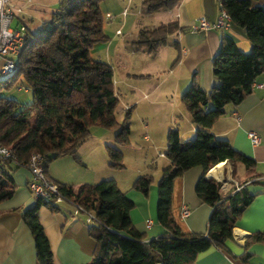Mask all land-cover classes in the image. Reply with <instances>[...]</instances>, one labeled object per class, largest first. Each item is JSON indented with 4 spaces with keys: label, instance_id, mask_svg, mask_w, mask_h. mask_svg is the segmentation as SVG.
I'll return each mask as SVG.
<instances>
[{
    "label": "trees",
    "instance_id": "1",
    "mask_svg": "<svg viewBox=\"0 0 264 264\" xmlns=\"http://www.w3.org/2000/svg\"><path fill=\"white\" fill-rule=\"evenodd\" d=\"M103 0H59L36 31L27 28L13 73L0 79V89L10 88L20 77L30 90L31 102L22 104L0 95V143L11 149L14 158H0V202L15 192L11 171L26 167L29 156L37 153L49 161L62 155H73L94 126L113 129L115 143L126 144L130 130L129 111L122 123L115 117L118 102L113 86V70L106 61L95 60L90 51L107 40L102 29ZM180 0H140L146 14L173 8ZM229 15L230 23L244 29L251 49L239 51L228 35L221 36L212 57V76L218 80L209 91L192 81L180 95V102L195 127L194 137L183 140L177 128L166 132L164 156L169 164L157 179L156 219L163 233L150 241L136 232L130 211L133 201L119 189L114 179L81 184L76 191L58 184V189L71 203L95 216L88 225L94 241L89 264H191L197 254L211 246L224 249L232 227L254 195L233 186L221 190V182L205 177L216 163L241 164L251 172L254 161L236 151L226 139L215 136L211 125L224 114L227 104H239L251 92L252 83L264 71V0H218ZM177 22L140 28L131 45L137 50L154 54L167 37L183 31ZM142 77V76H140ZM108 169L123 167L122 151L107 146ZM199 166L194 192L210 207L205 233L184 232L171 213V191L174 178L191 167ZM252 175V174H249ZM251 176L250 178H252ZM143 174L133 180L132 187L146 195L153 180ZM53 200L35 199L22 210V223L33 238L36 264H53V256L38 209L55 211ZM264 244V232H254L244 246ZM247 254L240 261L247 263Z\"/></svg>",
    "mask_w": 264,
    "mask_h": 264
},
{
    "label": "crops",
    "instance_id": "2",
    "mask_svg": "<svg viewBox=\"0 0 264 264\" xmlns=\"http://www.w3.org/2000/svg\"><path fill=\"white\" fill-rule=\"evenodd\" d=\"M52 1L50 3L37 0L35 4L44 8L46 5L52 6L59 0ZM130 1L125 2L126 5L122 8L120 15L123 14L124 9V14H128ZM27 2L30 1L27 0ZM28 3L15 2L14 4L26 7ZM219 10L218 0H180L173 8L166 11L159 10L152 14H146L141 5L139 11L140 13L142 11L143 16L138 20L136 34L140 28L154 27L172 21L177 22V26L183 28V31L170 35L171 40L167 39L154 54L137 50L131 45L136 34L125 37L124 42L116 46L119 51L118 56L139 59L136 68L127 67L126 70L132 71H125L128 76L132 74L134 77H129L128 81L124 80L134 95L133 101L136 102L134 106L140 102L155 107L168 105L164 133L171 127L177 128L183 140L194 137L195 127L183 103L179 102L180 95L192 81H195L204 91H209L211 87L218 84V80L212 76L210 61L220 45L221 36L231 37L237 49L243 53L251 49L249 41L244 36L245 31L241 27L230 24L226 30L192 29L199 17L214 22ZM51 11L52 9L48 13L50 14ZM31 12L25 9L22 19V23L27 28H29L28 22L33 18ZM40 12H43L41 19L43 22L46 21L49 15H46L44 10ZM151 16L158 19L150 20L145 24L141 23L148 17L151 19ZM120 30L117 27L115 34H121ZM112 42L111 40L107 45ZM107 45L103 49H108ZM93 51L91 49L89 55ZM250 87L251 92L241 99L239 104L226 105L224 114L211 125V131L215 136L228 140L236 151L250 157L254 161L253 169L249 172L241 164L231 166L228 162L221 161L220 168L214 165L205 173V177L210 176L219 182H225L227 188L232 186L233 181L242 183L244 189L254 197L240 213L232 227L231 237L225 240L224 249L211 246L197 254L191 264H244L240 261L244 254L248 255L246 264H264V244L257 242L248 247L244 246L246 239L252 233L264 232V71ZM123 105V109L127 111L132 106L131 101ZM143 127L147 125L143 124ZM248 131H254L259 135L260 142L257 145H251L247 138ZM144 139L150 140V136L145 134ZM113 141L115 142V134ZM107 146L110 145L106 143L105 148ZM103 155L100 152L99 159L85 161L82 167L76 166L74 162L68 165L75 167H66V163L61 162L59 158L47 164L44 172L56 183L71 187L73 190L74 186H77L75 187L77 190L81 184L96 183L105 178L114 179L119 189L134 203L129 219L136 232L142 233L146 241L158 237L164 232V228L155 218L157 189L151 183L147 194L143 195L132 187L135 178L129 181L127 187H121L120 181L106 170L109 168V159L105 162ZM168 164L169 161L162 166V169ZM73 172H75L74 175ZM10 173L16 189L12 197L0 202V264H36L33 238L21 219L22 210L35 202V198L26 185L30 174L23 166L13 168ZM202 174V168L194 166L184 171L181 176L174 178L172 183L171 213L179 229L184 232H206L210 207L203 203L193 191L198 177ZM251 176L253 177L250 178ZM53 206L55 211L44 206L38 209V222L42 225L48 239L53 264H89L92 260L94 241L88 234L89 223L84 221L85 216L74 214L71 205L66 202H54ZM183 206L189 209V214L184 217L181 216ZM146 220H151L152 224L147 226Z\"/></svg>",
    "mask_w": 264,
    "mask_h": 264
},
{
    "label": "rangeland",
    "instance_id": "3",
    "mask_svg": "<svg viewBox=\"0 0 264 264\" xmlns=\"http://www.w3.org/2000/svg\"><path fill=\"white\" fill-rule=\"evenodd\" d=\"M14 3L25 4L28 3L27 0H11ZM30 2L25 7L26 11H32L33 18L28 22L29 29L36 31L38 27L41 26L43 20V12L49 15L48 11L53 10L55 4L52 6L46 5L44 8L36 6L37 0H29ZM48 2H53L52 0H44ZM127 0H103L100 4V9L103 16L102 29L104 34L107 36V40L101 43H97L92 49L91 57L95 60L107 61L111 65L113 70V86L114 92L117 96L118 102L115 108V119L118 123H122L127 110L123 109L124 103H129L131 101V108L129 110V115L127 116V124L129 126L130 133L128 137V142L123 145H119L113 141L114 134L116 131L110 128H104L99 126H94L89 130V135L87 139L80 144V147L75 153V158L73 155H62L53 158L48 164L56 161L57 159L62 160L61 162L66 163V167L83 166L84 162H90V160L99 159L98 155L102 152L104 155V161L108 159L106 156L105 145L115 146L120 151H122L123 156V167L120 169H106L113 174L115 178L120 181L121 187H127V184L131 179H136L139 175L149 174L153 180L152 184L155 189H157V179H160L162 166L168 161L164 156L165 146H166V133H164L163 127L167 122L168 115V105L163 104L161 106H148L144 102L137 103L134 106L132 92H130L129 87L125 84L129 77H134V75H127L125 71L127 67L136 68L138 64V57H129V59L124 56H118L119 51L117 50V44L123 43L125 37L129 35H135L139 23V18H142V11L140 13L141 2L140 0H131L129 4L128 14H122L121 10L126 5ZM28 8V9H27ZM110 13V16H108ZM146 18V17H145ZM151 19H144L141 23H149V21H155L158 17L151 16ZM119 27L121 34L116 35L115 30ZM171 40L170 37L167 38ZM113 41L110 45H107ZM109 46L108 49H103L104 46ZM130 61V62H129ZM135 63V64H134ZM6 78L5 75H0V79ZM123 79V81H121ZM10 88H1L0 95L3 97L11 98L20 102L22 104H28L31 102L30 90L28 86L24 83L22 78H18L16 83ZM138 97V95H137ZM180 102V101H179ZM146 124L147 127H143ZM150 136V140H145L144 135ZM97 156V157H95ZM84 159V160H83ZM70 160V161H69ZM68 162V163H67ZM139 173V174H138ZM73 175L75 172L72 173ZM73 178L75 176H72ZM106 179V178H105ZM101 181V180H100ZM233 186V184H232ZM77 186H74L76 190ZM234 188V187H233ZM156 212V208H155Z\"/></svg>",
    "mask_w": 264,
    "mask_h": 264
},
{
    "label": "built area",
    "instance_id": "4",
    "mask_svg": "<svg viewBox=\"0 0 264 264\" xmlns=\"http://www.w3.org/2000/svg\"><path fill=\"white\" fill-rule=\"evenodd\" d=\"M219 14L214 22L207 21L204 17H199L197 24H194L193 30H209L220 29L226 30L229 28L230 18L229 15L220 8ZM125 13V9L123 14ZM25 15V5H16L11 0H0V75H10L15 70L16 56H18L24 41V35L27 27L22 23ZM119 32V30L117 31ZM247 138L251 145L255 146L260 142L259 135L254 131L247 132ZM161 154V153H159ZM162 155V154H161ZM0 158L12 159L14 154L11 149L5 147L0 143ZM26 168L30 174V179L27 182V189L33 198H41L45 200H53L54 202H66L71 205L74 214H83L85 220L89 224L95 223V216L85 209L81 208L76 203H71L58 189V184L50 179L44 169L45 159L37 153H32ZM233 189L240 188L239 183L232 182ZM221 190H226V183L221 182ZM189 209L185 206L181 208V216H187ZM151 220H146V225L150 226Z\"/></svg>",
    "mask_w": 264,
    "mask_h": 264
},
{
    "label": "bare ground",
    "instance_id": "5",
    "mask_svg": "<svg viewBox=\"0 0 264 264\" xmlns=\"http://www.w3.org/2000/svg\"><path fill=\"white\" fill-rule=\"evenodd\" d=\"M216 168H220V164L219 163H216Z\"/></svg>",
    "mask_w": 264,
    "mask_h": 264
},
{
    "label": "water",
    "instance_id": "6",
    "mask_svg": "<svg viewBox=\"0 0 264 264\" xmlns=\"http://www.w3.org/2000/svg\"><path fill=\"white\" fill-rule=\"evenodd\" d=\"M208 177H210V176H208Z\"/></svg>",
    "mask_w": 264,
    "mask_h": 264
}]
</instances>
